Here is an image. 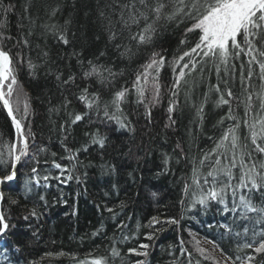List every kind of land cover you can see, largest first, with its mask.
<instances>
[{
  "label": "snow or ice",
  "instance_id": "snow-or-ice-1",
  "mask_svg": "<svg viewBox=\"0 0 264 264\" xmlns=\"http://www.w3.org/2000/svg\"><path fill=\"white\" fill-rule=\"evenodd\" d=\"M31 2L32 0H27L24 5L25 12ZM13 7L11 4L4 5L3 0H0V103L6 110L16 134L8 145L7 152L3 151V138L0 137V172H3V175H0V186L16 181L18 168L25 166L29 168L22 185L26 196L35 189L51 187L50 182L53 180L60 185L74 179L82 183L81 177L86 178L87 172L79 175L76 173L80 168L91 166V163L85 165L79 158L80 154L87 153L90 146H98L102 158L103 150L109 142L107 133L101 129H124L134 133L130 114L126 111L130 105L137 108L142 106L144 115L150 122L152 109L158 106L162 99L160 73L165 65L170 66L174 74L167 108L169 122L165 124V128L176 124L172 114L179 105L176 97L181 85L187 83L186 78L197 72H214L217 82L209 84V91L203 94V100L198 106L193 103L197 127L202 129L210 93L216 95L217 108L228 107L218 124L223 126L226 121L232 123L218 138L208 137L213 141V146L208 150H199V156L190 157L182 144L177 142L172 153H162L163 166L155 175L167 174L173 161L176 164H180L182 160L188 161L191 183L182 177L183 191L187 195L195 186L199 192L191 206L195 208L198 204L205 210L215 207L221 214H227L225 222L218 223L215 227L223 230L222 235L241 238L236 248L244 254L235 257L225 255L224 264H229L230 261L231 264H264V260L258 259L264 257V0H114V3L106 5L115 13L114 16L105 11L99 12L108 44L115 49L119 59L131 61L140 56L142 51L146 53V57L144 63L133 73V78L116 88L115 81L123 76V71L117 72L113 67L99 62L100 57L106 55L104 51L93 59L85 60L82 52L73 47L65 56L68 59L75 58L81 69V79L94 80L99 85L97 90L80 88L76 84L75 73L70 72L65 76L58 67L53 69L49 66L50 53L47 50L40 54L41 63H34L30 56H25L20 51L13 54L11 49L7 48L9 42L15 40L14 46L31 48L29 37L35 34L29 28L27 34L22 33L19 38L11 35L7 17ZM59 10V5L52 8L49 18L54 17ZM28 18L30 23H34L31 17ZM70 23L71 20L65 21V25ZM19 27L23 28V25ZM181 27L182 38L178 44L183 47L169 60L166 49L156 50L157 42L164 31ZM42 28V34L51 33L60 45L67 47L73 44L69 39L67 27L44 24ZM189 34L195 39L190 41ZM71 35L75 36V33ZM209 64L211 68L208 67ZM23 65L27 66L33 79L38 78V70L44 67V75L54 76L58 82L62 99L58 104H52L49 100L47 111L52 125L50 131H55L66 155H58L52 151L50 143L38 142L36 133L32 131L30 116L34 113L31 111V98L24 93L21 99L22 85L17 78V69ZM254 79L260 82L258 86L254 84ZM73 87L77 88V92L64 94ZM104 89H108L110 93L107 99L103 95ZM73 98L82 105L83 111L72 107ZM186 99H191L190 95H187ZM238 110H242V116L237 115ZM62 113L64 119L57 128V121L53 120V116L60 117ZM85 121L94 130L84 132L85 143L76 148L69 147L73 127ZM131 154L132 150L129 148L125 155ZM136 159L139 162L141 157ZM101 168L104 174H114L116 171L115 165L112 164L101 165ZM53 169L57 170L56 175L52 174ZM131 175L132 173H129V176ZM112 188H116V185L112 184ZM104 195L107 196L108 193L105 192ZM157 195L158 193L151 192L153 198ZM4 201L5 195L0 191V204ZM10 203L16 205L18 201L11 200ZM48 206L49 201L45 195L37 193L33 207L28 209L22 219L26 222L33 218L39 219L43 214L40 209ZM96 207L109 213L110 219L117 220L127 203L120 201L113 207L106 204ZM11 221L12 218L0 208V238H10V233L16 228ZM179 223L174 217L160 219L153 216L144 226L151 231L145 232L144 236L151 242L164 225ZM31 226L29 223V227ZM103 227L101 223V228L92 235L101 234ZM115 227L123 232L127 224L123 219H119ZM136 227L138 231L141 225L138 223ZM209 227L214 226L210 224ZM134 237L135 233L123 235L121 243ZM193 239L197 245L196 250L203 255L205 250L199 247L200 242L195 240V237ZM183 243L181 240L180 244ZM212 243L215 245V241ZM150 246V243H139L137 247H129L128 254L144 257L136 259L132 264H147ZM4 251L7 253L8 249ZM15 251H19V248H15ZM179 251L183 253L186 249L181 247ZM115 258H119L123 264L124 257L113 237L108 256L93 257L90 261H81L80 264H112ZM4 259L8 260L6 254Z\"/></svg>",
  "mask_w": 264,
  "mask_h": 264
},
{
  "label": "trees",
  "instance_id": "trees-1",
  "mask_svg": "<svg viewBox=\"0 0 264 264\" xmlns=\"http://www.w3.org/2000/svg\"><path fill=\"white\" fill-rule=\"evenodd\" d=\"M26 2L27 0H3L4 5L14 6L7 17L11 35L19 38L22 33L26 35L29 28L35 33L29 37L31 48L14 46L15 40L9 42L7 48L11 49L13 54L20 51L25 56H30L34 63H41L40 54L47 50L50 53L49 66L53 69L58 67L65 76L70 72L75 73L76 84L80 88L89 87L90 90H97L99 85L94 80H82L81 69L76 64L75 58L68 59L65 56V53H70L73 47L82 52L85 60L93 59L104 51L106 55L100 57L99 62L113 67L117 72L123 71V76L115 81L116 88L130 81L135 70L144 63L146 53L143 51L140 56L131 61L122 60L118 58L115 49L108 44L99 12L105 11L114 16L115 13L106 7L107 4L114 3V0H32L31 6L25 12ZM57 5L60 6V10L50 19L49 12ZM28 17H31L34 23H30ZM66 20H71V23L65 25ZM44 24L67 27L69 39L73 41V44L67 47L62 46L53 39L51 33L42 34ZM20 25H23V28L19 27ZM71 33H75V36ZM97 36L99 39H96ZM181 38L182 27L169 28L162 33L156 50L166 49V56L171 60V57L183 47L178 44ZM188 38L190 41L195 39L192 34H189ZM53 61L55 63H52ZM208 67L211 68V65L209 64ZM44 71V67H41L38 70V78L33 79L26 65L17 69V78L22 85L21 99L24 93L31 98V111L34 113L30 116L31 128L36 133L37 141L50 143L52 151L57 152L58 155H66L55 131H50L52 125L47 111L50 106L49 100L52 104H58L61 101V89L58 88V82L54 76L46 77ZM173 79L172 68L165 65L160 73L162 99L160 104L152 109L150 122L144 115L142 106L137 108L135 105H130L126 111L130 114L129 118L135 128L134 133L124 129L115 131L111 128L101 129L102 132L107 133L109 142L103 150L102 158L98 146H90L87 153L80 154L79 158L85 165L91 163V166L80 168L76 173L79 175L87 172L86 178L81 177L82 183L74 179L65 185H60L53 180L50 182L51 187L35 189L33 193L26 196L22 185L27 178L29 168L25 166L18 168L16 181L10 185L0 186V191L5 195V201L0 204V208L12 218L11 222L16 225L9 239L0 238V264H80L81 261H90L93 257L108 256L113 237L124 257L123 264H132L136 259H144V257L127 253L129 247H137L139 243L151 245L148 250L147 264H173V261L175 264H189V261L191 264H197V262L224 264L219 258L220 255L235 257L244 254L236 248L241 238L234 235H222L223 230L215 227L218 223L225 222L227 214H221L215 207L205 210L198 204L195 208L191 206L199 192L195 186L187 195L183 191L184 185L181 178L188 179L191 183L188 161L182 160L180 164L173 161L171 170L167 174L155 175L163 166L162 153H172L177 142L182 144L190 157L199 156V150H208L213 146V141L208 137L218 138L232 123L226 121L223 126L218 124L220 118L228 111V107L217 108L216 95L210 93L205 106L202 129L197 127L193 103L198 106L203 100V94L209 91V84L217 82L214 72L203 74L197 72L186 78L187 83L181 85L179 95L176 97L179 105L172 114L176 124L171 128H165V124L169 122L167 108L171 97L169 89ZM253 82L257 86L260 83L257 79ZM75 92L77 88L73 87L64 94L70 95ZM109 94L108 89L103 90L105 99ZM187 95H190L191 99H186ZM72 107L77 111L84 110L74 98ZM235 107L233 104V108ZM242 114V110L237 111V115L242 116ZM63 119V113L60 117L53 116V120L57 121V128ZM91 130L94 129L88 126L87 121L74 126L68 142L69 147L76 148L85 143L84 132ZM15 135L11 120L0 103V137L3 138V151L7 152L8 145ZM129 148L132 154L125 155ZM136 157H141L139 162ZM107 164L115 165L114 174H104L101 165ZM129 173L132 175L129 176ZM52 174L56 175L57 170L53 169ZM0 175H3V172H0ZM112 184H115L116 188H112ZM105 192L108 193L107 196L104 195ZM151 192H156L158 195L153 198ZM37 193L45 195L49 206L40 209L43 214L39 219L33 218L26 222L22 216L33 207ZM61 193H63L62 198ZM11 200H17L18 203L12 205ZM120 201H125L127 207L117 220L110 219L109 213L96 207V205L105 204L113 207ZM153 216L160 219L174 217L180 223L164 225L155 239L149 242L144 233L151 230L144 226ZM119 219H123L127 224L123 232L115 227ZM227 219L230 220L231 217ZM101 223L104 225L101 234L93 236L92 233L101 228ZM138 223L141 227L137 231ZM210 224L214 227L210 228ZM34 232L35 235H33ZM133 233H135L133 239L121 243L123 235ZM194 237L200 242L199 247L205 250L203 255L196 250ZM181 240L184 242L183 245L180 244ZM17 247L19 251H15ZM181 247L186 251L180 252ZM5 249H8L7 253ZM48 253L52 255H47ZM5 254L8 260L4 259ZM258 259L264 260V257ZM112 264H121V260L115 258Z\"/></svg>",
  "mask_w": 264,
  "mask_h": 264
},
{
  "label": "rangeland",
  "instance_id": "rangeland-1",
  "mask_svg": "<svg viewBox=\"0 0 264 264\" xmlns=\"http://www.w3.org/2000/svg\"><path fill=\"white\" fill-rule=\"evenodd\" d=\"M219 258L222 262H224V257L222 255H220Z\"/></svg>",
  "mask_w": 264,
  "mask_h": 264
}]
</instances>
